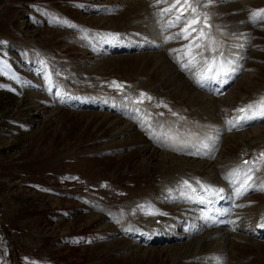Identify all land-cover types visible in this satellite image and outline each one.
Instances as JSON below:
<instances>
[{"label":"rangeland","instance_id":"rangeland-1","mask_svg":"<svg viewBox=\"0 0 264 264\" xmlns=\"http://www.w3.org/2000/svg\"><path fill=\"white\" fill-rule=\"evenodd\" d=\"M117 1L112 0L111 6H103L111 0H0V264H197L200 259L188 261L196 256L203 257L199 251L204 254L205 249L198 241L184 240L185 243L179 246L162 241L153 250V246L141 248L121 229L126 227L130 218L136 224L149 220V226L150 219L161 216L169 221L172 214L181 211L182 205L177 199L181 195L182 182L166 184L168 187L165 188V183L157 182L160 176H155L156 172L162 176L168 173L169 177L184 171L197 175L214 174L217 179L216 170L223 173L228 159L237 157L245 143L251 151L256 148L253 144L255 139L264 140V127L227 135L223 159L213 161L211 166L206 165L203 159L181 154L171 139L163 140L156 146L148 145L147 151L140 154L146 139L139 141L143 136L141 125L126 109L131 99L136 102L141 93L152 97L153 91L150 90L162 83L169 91L172 89L169 87H187L184 91L186 96L193 91L192 95H195L191 101L197 106L205 100V96L192 89L179 74L182 68L178 60L173 61L177 46L189 40L181 38L182 41L172 42L165 48L163 45L167 43L161 32L159 44L163 45L157 53L148 47L150 28H145L140 37L145 42L142 47L126 51L125 42L116 43V38L122 36L108 30L116 28L124 32L138 26L136 24L147 17L153 18L152 25L155 24V17L145 10L142 2L133 12L127 7L130 0H123L127 1L125 9L121 8L122 11L113 15L112 12H117ZM153 2L159 7L153 13L157 20H164L160 26L164 29V26L170 25L174 11L165 12L167 5L161 6L158 0ZM240 2L236 5H247L243 12L247 22H250L253 11L264 9V0ZM214 3L217 4L214 6L216 10L219 5H225L223 0ZM228 7V4L221 6L223 12L218 13L226 14ZM140 9L147 15L137 21L134 17ZM210 10H213L211 6L207 12ZM227 21L231 24L230 20ZM208 23H212L211 19ZM198 26L204 27V24ZM259 30L264 34V23ZM154 36L159 35L154 32ZM251 40H239V45L247 53L251 48L245 46ZM258 43L252 50L257 51L256 55L252 54V57L259 61L250 60L254 64L251 63L250 67H254L255 71L247 73L240 69L242 73L238 80L237 70L227 75L231 92L219 100L214 107L216 110L224 112V106H227L228 113L233 114L241 106L238 94L247 99L248 95L243 93L249 92L253 86L264 84V41L259 40ZM151 54H155V59L161 58L160 65L146 77L137 80L136 76L131 80L133 75H126L127 71L122 68L124 63L133 57ZM228 57L231 60V54ZM260 68L263 69L261 73ZM161 71V76H158L161 81H157L154 75ZM113 81L122 84L123 88L114 90L111 86ZM84 91V97L78 96ZM181 99L179 104L186 102L187 98ZM90 100H93L92 104L87 102ZM150 101L143 98L138 105L144 109ZM164 103L169 107L166 100H163ZM108 147H112L109 150L114 152L104 154V157L98 154ZM131 151L136 153L135 158L129 157L132 156ZM116 157L117 162H105ZM153 177L157 179L152 181ZM26 183L35 188H53L57 193L55 196L35 193L27 189ZM225 190L229 192V189ZM149 194L151 199L148 202L135 201L141 195V198H147ZM261 199L264 201V196ZM261 199L251 201L261 202ZM125 201L132 203L128 205ZM116 202L121 203L118 205ZM263 205L255 203L251 208L247 205L244 209L249 211L247 219H254ZM120 207H123V212H119ZM126 213L131 215L130 218L126 217ZM191 219L197 221L187 215L185 221H179L180 226ZM168 226L164 229V240L173 225ZM246 227L249 228L250 224L247 223ZM238 232L242 237L248 234ZM244 238V247L239 251L242 255L238 253L240 257L237 258L243 259L242 264H246L245 260L251 256L248 259L252 262L250 264H264V245H257V242L262 243L259 242L261 240L255 239L256 243H253L255 240ZM75 244H78L77 247ZM146 249L149 253L145 255ZM209 262L210 258L206 264ZM220 262L221 259L214 264Z\"/></svg>","mask_w":264,"mask_h":264},{"label":"bare ground","instance_id":"bare-ground-1","mask_svg":"<svg viewBox=\"0 0 264 264\" xmlns=\"http://www.w3.org/2000/svg\"><path fill=\"white\" fill-rule=\"evenodd\" d=\"M128 1V0H127ZM127 1H123V0H118L117 1V4L121 6L122 9H125L126 5L127 4ZM113 4L112 0L109 4H105L103 6H111ZM140 6V0H130V2H128V5L127 7L129 8V10H132L133 9H137L138 7ZM224 8V7H223ZM146 10V9H145ZM228 12H226V16L224 18L225 22H229L227 20H230L231 21V25L233 24V32H229V34L227 35V28L226 29H221L220 33L221 35H218L217 37H215V39L219 42H221V45L218 46V50H217V53L222 51L223 48H227V53H228V50L232 51V47L233 45L230 43V39L232 38H238L239 36H244V35H247L249 33V30L250 28L248 27L247 24H245L244 22V14L242 13V10H243V7H241V4L240 5H236L235 4H230L229 7L226 9ZM122 11V10H121ZM131 11V12H132ZM135 11V10H134ZM133 11V12H134ZM148 13V12H147ZM131 14V13H130ZM129 14V15H130ZM138 14V13H137ZM139 15V16H138ZM136 17L137 21H139L138 19H144V16L147 15L144 13V11H142L141 9L139 10V14H138ZM217 15V14H216ZM133 16H135L133 14ZM130 17V16H129ZM132 17V16H131ZM148 19H144L143 22L141 23H138L136 25H140L141 27H146L148 26L149 28H155L156 27V23L154 24V26L152 25V19L147 17ZM133 19V18H131ZM130 19V20H131ZM156 19V18H155ZM154 20V19H153ZM132 21V20H131ZM135 21V20H134ZM133 23V21H132ZM201 25V24H200ZM259 33V32H258ZM262 35H264L263 33H261ZM228 36V38H227ZM228 44V45H227ZM227 45V46H226ZM235 53V51H234ZM216 53H212L209 49H207V53L205 56L211 58L213 55H215ZM241 55H244L243 57L240 58L243 59V58H247L249 60V55L251 54H247V53H241ZM154 55H147V56H138V57H133L132 60L124 63V66L122 67L124 70H126V75L128 76V74H131L130 76L133 75L132 79H135L136 76H138V79L137 80H140V77H146V75L150 74V72H152L154 70V67H157V65H160V62L162 61L161 58L159 59H155ZM167 60V59H166ZM111 64V63H110ZM170 64V63H169ZM238 66H241V64H239V62L237 63ZM251 65V64H250ZM170 66V65H169ZM153 67V68H152ZM171 67V66H170ZM232 67L233 69L235 70H238L233 64H232ZM254 68V67H253ZM176 69V68H175ZM101 70H103L101 68ZM159 71V70H158ZM164 71V70H163ZM158 72L154 75V79H156L157 81H161L159 79V75L162 74V72ZM261 73V72H260ZM80 75V73H79ZM175 75V74H174ZM264 75V74H263ZM161 76V75H160ZM177 76V75H176ZM182 76V75H181ZM183 77V76H182ZM264 77V76H263ZM149 78V77H147ZM172 78V77H171ZM184 78V77H183ZM259 78V77H258ZM169 79V77H168ZM175 79V78H174ZM149 80V79H148ZM152 80V79H151ZM149 80V81H151ZM171 80V79H170ZM184 80L188 83V81L184 78ZM155 81V80H154ZM156 81V82H157ZM159 83V82H158ZM157 83V84H158ZM168 83V82H167ZM172 83V82H171ZM174 83V82H173ZM177 82H175L176 84ZM156 84V85H157ZM163 84V83H162ZM162 84H160V88H162L163 92L164 90H166L167 88H165L164 86H162ZM174 84V85H175ZM102 85V84H100ZM169 85V84H168ZM186 85V84H185ZM264 85V84H263ZM262 85H259V86H255L254 88H252L249 92H247L246 94L248 95L247 99H242L240 101V103L242 104V101H245L246 103H250V102H253L252 104H256L258 101H260L261 97H264V86ZM150 86V85H149ZM181 86V85H180ZM184 86V85H183ZM250 86V85H249ZM75 87H79V86H75ZM82 87V86H80ZM158 87V86H157ZM169 87V86H168ZM192 89H194L196 92L204 95L202 92H199L198 90H196L193 86H191ZM154 88V87H153ZM169 88H173V87H169ZM187 88V87H185ZM184 87H179V88H175L174 89V93L172 94V98L171 100L175 99V100H182L181 98L185 97L187 98L186 99V102H188L189 104H187L186 102H181V105H182V108H185L188 112H190V109L191 107L193 106H196V107H201L204 103V101L200 98V101L201 103L199 104L198 102V106L195 105L191 100H194V95L193 94V91H192V94H188V96H186L185 94V89ZM189 88V87H188ZM251 88V87H250ZM114 90H118V89H114ZM78 91V90H77ZM156 91H160L159 88H157V90L155 89V92ZM169 91V90H168ZM176 91V92H175ZM199 95V94H198ZM206 96V95H204ZM196 98V96H195ZM196 100V99H195ZM87 102H90L91 104L93 103V100H90V101H87ZM210 102V101H209ZM208 102V103H209ZM196 103V102H195ZM196 103V104H197ZM240 104V105H241ZM195 110V109H194ZM243 115V114H241ZM240 115V116H241ZM189 118H193L195 121H198V120H204V118L198 114V113H195L193 114L191 117ZM198 119V120H197ZM209 119V118H207ZM236 120V119H235ZM234 120V121H235ZM199 122V121H198ZM156 124H158V126H162V123L160 121L156 122ZM220 126V125H219ZM218 127V126H217ZM226 128H228V132H231L233 130V127H231L230 125H226L225 126ZM165 128V127H163ZM170 130L172 132H175V133H178V134H183L182 136V142L184 143H187L188 142V135L189 136H193L195 137L197 140H200L202 136L204 135H201L200 133H203V130L202 128L199 126V125H196L194 124L193 122H189V121H180V122H172L169 126ZM149 132V131H148ZM262 133H264V131H262ZM241 134V133H240ZM151 136L153 137V139L157 140L159 143L162 142L163 140H166L167 138L163 135V134H160L159 131H155V132H152L151 133ZM174 136H178L177 134L174 135ZM229 136H232L229 135ZM139 139V138H138ZM233 140V139H232ZM140 141V140H139ZM147 141V140H146ZM145 141V144L149 145V143L147 142L146 143ZM229 141V140H228ZM264 141V140H263ZM139 143V142H138ZM137 143V144H138ZM174 146V145H173ZM262 145L260 144V146L258 147H261ZM133 147V146H132ZM176 148V146H174ZM112 147H108L107 149L105 150H100V152H98V154L100 156H105V155H110L113 151H110ZM147 148V146H146ZM146 148L140 150V154L143 153ZM110 149V150H109ZM116 149V148H115ZM177 149V148H176ZM263 151H264V144H263V147L261 148ZM108 150V151H106ZM116 151V150H115ZM225 151V150H224ZM114 152V151H113ZM132 152V151H131ZM195 152H199V148L197 147ZM155 153V151H154ZM224 153V152H223ZM97 154V155H98ZM105 154V155H104ZM131 155H129L130 158L134 157L135 158V152H132ZM155 156V155H154ZM171 156V155H170ZM188 159V158H187ZM130 160V159H129ZM255 159H253L254 161ZM261 160V159H260ZM117 162L118 159L116 157L115 160H112V159H108L107 161L105 162ZM232 161H236V159H228L227 161V167L229 168V170H232L234 168V162ZM104 162V163H105ZM106 165V163H105ZM110 165V164H109ZM127 165V164H126ZM108 166V165H107ZM112 166V165H111ZM124 167V166H123ZM130 167L132 168L133 166L130 165ZM256 166L255 165H248V166H245V165H239L238 168H244V169H248V168H255ZM111 168V167H110ZM180 171H178L177 173H179ZM217 173H215V175L218 176V180L220 181H226L229 182L230 181V178L229 177H219V174H220V171L219 170H216ZM154 174V172H151ZM155 176L159 177L160 176V179L158 180L157 177H153L152 178V181H155L157 179V182L160 181L162 183H167L170 184V183H176L180 180H177L175 179V177H172V178H169V174L167 173V175L165 176H162L160 175L158 172H156ZM162 174H165V172H163ZM173 174H176V172H174ZM182 174H184V172H182ZM148 175V174H147ZM159 175V176H158ZM211 178L210 179H213L215 181H217L216 177L211 174H208ZM116 177V176H115ZM150 177V176H149ZM148 177V178H149ZM239 180H243L244 179V176L241 175V176H238ZM118 180V179H117ZM145 180V179H144ZM143 180V181H144ZM148 180V179H146ZM145 180V181H146ZM151 181V180H150ZM261 183H264V176L260 175L259 174V171H254L253 173V179L251 180V186L252 185H260ZM178 184V183H177ZM174 185V186H175ZM231 186H234V188H237V186L240 188V186L237 184V181L232 182L231 183ZM164 189V187H163ZM174 189V188H173ZM117 190V189H116ZM165 190V189H164ZM250 190L252 192H255L256 195H258L257 197H252L250 200L249 198L253 195L252 193L246 191L243 195H237V192L233 195V196H230V203L231 204L232 202H234L232 204V208H222V210L215 214V215H210L208 213H204L203 211L200 212V214L204 217L200 220L199 224H197L196 221L194 220H190L191 223H190V227H188L187 229H182L180 226H175V227H172L171 228V231L168 233L167 235V238L165 240H163L162 243H177L179 245L181 244H184L183 241L184 240H188L189 241H198L199 243H201V245L203 246V248L205 249V255L209 256L210 258V262L209 264H214L215 261H218L221 259V262L219 264H233V263H244V260L243 259H238L240 256L238 255V253L241 254L240 249L244 247V242H245V238L242 237V236H236L237 234L235 233L236 231L238 232V230H241L242 232H246V225L247 223L246 220L244 219V221H240L239 219L243 218V217H239L238 215L241 214V210H244L246 209L247 205H250V207L252 206L253 202L251 200H254V199H261L262 196H264V190H255L254 188H250ZM119 193V192H118ZM165 194V192H164ZM150 195H148L147 198L151 199L150 198ZM126 196V195H125ZM146 196V195H145ZM142 195L138 198H141ZM178 200L180 201V203L182 204V209L184 210L182 215H189L191 217H196L194 212H196V207L198 208H201L204 206V202L202 200H198L197 198H191V197H185V196H180L178 198ZM136 201V200H135ZM247 201H251V202H247ZM55 202V201H54ZM128 205H131L132 202H127L125 201ZM222 202V201H221ZM220 202V203H221ZM256 202V201H255ZM56 203V202H55ZM118 205L121 203V202H116ZM124 203V202H123ZM217 203H219V201H217ZM157 204V203H156ZM159 204V203H158ZM223 204V202L221 203ZM219 204V205H221ZM228 204V205H229ZM240 205V206H239ZM97 207H100V206H97ZM98 209V208H96ZM121 211L119 210V212H123V207L121 208ZM129 209V208H128ZM127 209V211H128ZM178 211V210H177ZM176 211V212H177ZM175 214V213H174ZM199 214V212H198ZM119 215V214H118ZM112 216H113V213H112ZM128 213H126V217L130 218ZM173 216V214H172ZM232 216V218L230 219V217ZM125 217V219H126ZM175 217V220H179L178 217L174 216ZM121 218V217H120ZM172 218V217H171ZM157 219H160V218H155L153 223L150 222L149 226H146V227H132L133 225L131 224L132 223V218H130V220L128 221L126 227L124 226L121 231L126 234V237L127 238H130V239H133L134 240V243H137L139 244L140 241V247L144 248H149V247H154V249H156L157 245L154 246L153 244H159L160 243V236L157 237V239L154 238V235L153 233L154 232H151L153 227L155 226V222ZM264 221V209H261L259 210L258 212V216L257 218L253 219L251 218L250 222H253V225L250 224V228L251 230L253 228H255V231L253 232L256 236H258L259 238H261L259 242H262V243H258L257 242V245L258 244H261V245H264V225L262 224V222ZM199 226V227H197ZM249 226V225H248ZM125 228V230L123 231V229ZM239 228V229H238ZM141 229V230H139ZM156 230V229H155ZM182 232V233H180ZM235 233V234H234ZM133 235V236H132ZM150 236V238H145V239H142V240H139L137 237H144V236ZM148 236V237H149ZM137 239V240H136ZM192 242V243H193ZM142 243H145V245H142ZM253 243H256L253 242ZM246 244V243H245ZM250 244V243H249ZM248 244V245H249ZM247 245V244H246ZM247 245V246H248ZM253 245V244H250V246ZM246 246V247H247ZM137 247V246H135ZM139 247V248H140ZM256 250L257 246H253ZM202 248V247H201ZM200 248V249H201ZM252 248V247H251ZM258 249V248H257ZM245 250V249H244ZM250 251V250H249ZM145 255L149 253V250L146 249L144 251ZM202 251H199V254L200 256L202 255L201 254ZM242 255V254H241ZM237 256H239L237 258ZM259 256V255H258ZM254 257V256H253ZM252 257V258H253ZM233 258H234V262H233ZM250 257H248V259H250ZM199 259H202V257H199ZM247 260H245L246 264L247 263H252V262H249ZM179 260V259H178ZM209 261V259H208ZM177 262V261H175ZM174 262V263H175ZM200 264H206V262H202L199 260ZM197 263V264H198Z\"/></svg>","mask_w":264,"mask_h":264},{"label":"snow or ice","instance_id":"snow-or-ice-1","mask_svg":"<svg viewBox=\"0 0 264 264\" xmlns=\"http://www.w3.org/2000/svg\"><path fill=\"white\" fill-rule=\"evenodd\" d=\"M158 2H167L169 7L165 9V12H173L175 10V19L171 21L170 26H181V33H177L176 37L169 36L167 39L172 40L174 38H182L184 40H189L188 45H186L187 51L185 55L188 56V63L182 64L183 68L196 67L201 65L202 68L198 72L203 80L214 81L218 77L223 75H229L234 69L227 67L233 63L232 60H226L224 53L220 52L219 56L213 55L211 58L204 55L203 52H195V49H209L212 53H216L218 46L221 45V42L217 41L214 37L211 36V33L206 32L205 28H210L211 25L208 24L210 16L206 12H201L200 9L208 8L213 3L214 0H158ZM201 20H203L204 27H195L200 25ZM251 20L253 23L261 22L264 23V9H258L251 13ZM195 33V35H193ZM200 41V43H197ZM205 41L207 43H205ZM184 51V50H176ZM199 57V59H198ZM201 87H204V83L201 80L197 81ZM112 87L121 90L123 85L119 82L113 81L111 84ZM147 98L149 101L152 99L151 96H148L147 93H141L140 99L136 102L140 103L143 101V98ZM160 106V105H157ZM164 107H167L164 105ZM238 112L243 115L239 116L235 121L228 120L227 124L237 128L238 130L243 128L250 120H253L256 116H264V97H261L255 105L250 103L242 108L237 109ZM161 115H163L161 113ZM176 115V113H173ZM208 147V145H204ZM191 154V153H190ZM259 158H264V151L260 152ZM245 164H254L255 162L245 161ZM254 171H259V167L255 168H238L233 170V174L243 173L244 179L240 181V188L237 189V195H243L246 191L249 190V181L253 179ZM252 188L255 190H264V183L260 185H252ZM222 191V190H221ZM155 214V213H149Z\"/></svg>","mask_w":264,"mask_h":264},{"label":"crops","instance_id":"crops-1","mask_svg":"<svg viewBox=\"0 0 264 264\" xmlns=\"http://www.w3.org/2000/svg\"><path fill=\"white\" fill-rule=\"evenodd\" d=\"M0 36H2V35L0 34Z\"/></svg>","mask_w":264,"mask_h":264}]
</instances>
